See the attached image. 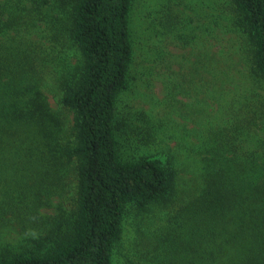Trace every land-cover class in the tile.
<instances>
[{
    "label": "trees",
    "instance_id": "16d2710c",
    "mask_svg": "<svg viewBox=\"0 0 264 264\" xmlns=\"http://www.w3.org/2000/svg\"><path fill=\"white\" fill-rule=\"evenodd\" d=\"M17 2L16 7L15 0H5L2 13H10L6 22L0 21L1 32L15 29V14L23 8L24 32L48 23L51 33L58 19L68 22L80 54L62 96L64 106L74 113V136L65 146L53 145L51 129L60 119L45 93L13 71L17 64L6 62L9 70L0 58V170L24 177L26 166L35 158L34 164L42 165L38 158L47 152L53 163L48 166L58 165L55 158L64 159L65 165L77 162L78 187L72 213L55 216L49 229L38 231V250L3 252L0 264H114L127 208L170 203L176 194L177 171L170 160H127L120 152L116 104L130 84L133 0ZM229 3L233 21L243 28L250 46L253 71L264 79V0ZM26 66L22 71L29 69ZM255 118L233 132V138H223L225 144L208 142L203 147L206 187L177 213L187 228L173 227L174 233L158 245L169 264H264V162L257 161L259 152L264 161V138L254 139ZM214 152L226 162L218 170ZM227 152L232 155L227 157ZM49 173L53 181L52 167L50 172L41 169V184L48 183ZM202 214L215 218L218 227L200 223Z\"/></svg>",
    "mask_w": 264,
    "mask_h": 264
},
{
    "label": "rangeland",
    "instance_id": "374dc122",
    "mask_svg": "<svg viewBox=\"0 0 264 264\" xmlns=\"http://www.w3.org/2000/svg\"><path fill=\"white\" fill-rule=\"evenodd\" d=\"M229 4V0H133L130 84L116 104L120 152L127 160L142 156L170 160L177 171L176 194L170 203H152L145 210L127 208L114 264H169L158 245L174 233L173 227L187 228L177 213L206 187L203 147L232 137L254 116V139L264 138V79L253 71L245 32L234 23ZM4 6L5 0H0V21L6 22L10 12L2 13ZM23 10L16 11V30L0 29V58L17 64L13 71L45 93L60 119L50 139L62 147L74 136V113L64 106L62 96L80 54L66 19H58L51 33L48 23L24 32ZM50 155L37 157L42 165L32 160L22 169L24 177L0 170V255L38 250L34 238L39 230L45 232L55 216L74 210L77 162L65 165L64 159L55 158L58 165L48 166ZM257 155L263 163L261 153ZM214 157L217 170L226 165L216 152ZM51 167L54 180L49 173L48 183L41 184V169L50 172ZM214 220L199 216L200 223L216 228Z\"/></svg>",
    "mask_w": 264,
    "mask_h": 264
}]
</instances>
